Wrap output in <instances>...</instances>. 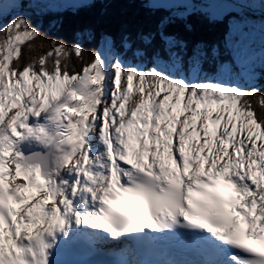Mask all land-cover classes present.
I'll return each instance as SVG.
<instances>
[{"label":"snow or ice","instance_id":"1","mask_svg":"<svg viewBox=\"0 0 264 264\" xmlns=\"http://www.w3.org/2000/svg\"><path fill=\"white\" fill-rule=\"evenodd\" d=\"M96 2L0 0V264H264V0H129L90 58L32 19Z\"/></svg>","mask_w":264,"mask_h":264},{"label":"trees","instance_id":"2","mask_svg":"<svg viewBox=\"0 0 264 264\" xmlns=\"http://www.w3.org/2000/svg\"><path fill=\"white\" fill-rule=\"evenodd\" d=\"M26 11L32 12L31 9ZM142 14L143 10L139 4L129 2V0H111V2L98 0L91 8L76 14L71 12H51L43 16L33 14L32 19L34 23L40 26L42 32H47L49 36L61 38L69 43L74 40L77 33L91 30L92 38L89 40L85 37L82 42L85 54L90 58L92 55L91 50L100 43L103 34L118 37L123 21L133 20ZM193 23L194 31L191 38L206 41H219L222 39V27L207 25L200 19L194 20ZM43 51H46V48H37L36 50L37 53ZM261 83H264V81H261Z\"/></svg>","mask_w":264,"mask_h":264},{"label":"rangeland","instance_id":"3","mask_svg":"<svg viewBox=\"0 0 264 264\" xmlns=\"http://www.w3.org/2000/svg\"><path fill=\"white\" fill-rule=\"evenodd\" d=\"M206 1L201 7H206L208 9L219 10L220 6L213 2V0ZM236 41L245 46H250L252 54L258 58V60L264 57V34L260 33L258 30L253 31L250 35H245L243 37L237 36Z\"/></svg>","mask_w":264,"mask_h":264}]
</instances>
